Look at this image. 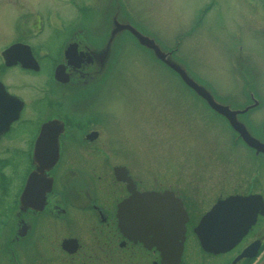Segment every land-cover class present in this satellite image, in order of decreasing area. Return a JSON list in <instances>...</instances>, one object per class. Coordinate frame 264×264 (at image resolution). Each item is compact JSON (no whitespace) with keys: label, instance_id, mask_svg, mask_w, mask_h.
<instances>
[{"label":"flooded vegetation","instance_id":"1","mask_svg":"<svg viewBox=\"0 0 264 264\" xmlns=\"http://www.w3.org/2000/svg\"><path fill=\"white\" fill-rule=\"evenodd\" d=\"M29 12L0 23V110L15 111L20 103L16 120L0 135V264H165L161 250L125 235L118 226V206L134 192L171 191L180 197L136 175L128 150L105 149L110 128L89 102L94 95L99 100L107 76L98 60L103 38L96 40L79 20L51 28L44 15ZM241 69L243 79L249 77ZM237 92L238 100L216 99L224 113L207 106L195 90L190 93L225 124L233 143L239 142L260 163L257 174L244 178L239 193L219 195L209 208L233 195H260L264 203L259 181L264 171V95L248 81H241ZM37 158L56 161L39 167L33 161ZM5 167L11 168L6 176ZM33 172V190L43 192L41 204L38 194L33 203L42 205L40 209L23 207L20 201ZM181 201L187 221L178 264H185L192 247L186 242L191 235L197 242L193 230L205 212L195 220ZM262 221L264 214L258 212L247 233L226 252L206 253L198 242L195 248L221 258L217 264H244L247 259L237 256L246 247L258 241V252L264 248V234L257 230Z\"/></svg>","mask_w":264,"mask_h":264},{"label":"rangeland","instance_id":"2","mask_svg":"<svg viewBox=\"0 0 264 264\" xmlns=\"http://www.w3.org/2000/svg\"><path fill=\"white\" fill-rule=\"evenodd\" d=\"M117 2L118 21L122 10L217 100H238L241 81L254 83L264 95V0H0V23L30 8L53 23L51 28L79 20L96 40H104ZM116 45L99 100L95 95L89 100L110 128L106 151L128 150L134 173L147 176L150 186L173 190L195 220L219 195L239 193L260 163L233 143L225 124L140 40L121 35ZM2 173L9 175L11 168ZM259 181L264 193V171ZM258 229L264 234V223ZM196 243L191 235L185 264L221 261L202 255Z\"/></svg>","mask_w":264,"mask_h":264},{"label":"water","instance_id":"3","mask_svg":"<svg viewBox=\"0 0 264 264\" xmlns=\"http://www.w3.org/2000/svg\"><path fill=\"white\" fill-rule=\"evenodd\" d=\"M118 5L119 2L114 3L113 7L116 11L109 13L107 17L109 33L108 37L103 40L104 42L102 41L104 45L102 52L98 54V60L103 64L102 72L105 73L108 70L117 47V40L121 35L126 36L125 32H129L134 38L140 40V43L143 44L142 47L149 48L152 55L176 74L183 81V84L204 97L215 112L224 113L223 108H221L222 105L198 86L187 74L184 67L178 62L175 63L170 54H166L162 50L159 43L156 44V40L145 36L138 25L129 22L127 15H124L122 10V20H117ZM19 108L20 103L15 111L0 110V135L7 130L10 122L17 118ZM42 135H45L43 130ZM33 161L39 167H47V165L51 166L55 163L56 158L50 160L37 158ZM34 181L35 172L28 175L20 201L23 207L40 209L42 205H34L33 203L38 194V202L41 204L43 192L33 190ZM258 212L264 214V203L258 195L231 196L217 201L194 228L201 248L214 254L229 250L240 241L249 227L254 224ZM117 217L118 226L125 235H129L142 243L156 246L162 251V257L164 261L166 260L165 264H178L183 247L184 224L187 221V214L181 200L175 198L172 192H134L119 204ZM148 234L150 238H147ZM257 248V242L251 244L241 252L237 259L255 256ZM255 264H264V255Z\"/></svg>","mask_w":264,"mask_h":264}]
</instances>
